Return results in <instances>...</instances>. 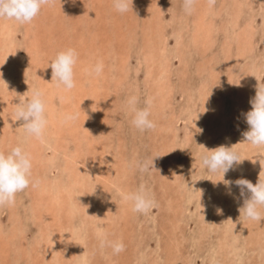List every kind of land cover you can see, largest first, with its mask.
<instances>
[{
  "label": "rangeland",
  "instance_id": "obj_1",
  "mask_svg": "<svg viewBox=\"0 0 264 264\" xmlns=\"http://www.w3.org/2000/svg\"><path fill=\"white\" fill-rule=\"evenodd\" d=\"M38 15L0 19V152L28 153L36 184L0 207V264H264V220L240 215L245 197L223 183L264 180V146L241 143L264 86V0H196L191 13L183 0H133L122 14L113 0H52ZM69 48L78 60L65 91L49 63ZM33 90L43 142L14 115ZM131 96L138 108L151 100L154 129L133 126ZM220 145L239 157L224 176L201 164ZM141 185L155 200L148 214L122 198Z\"/></svg>",
  "mask_w": 264,
  "mask_h": 264
},
{
  "label": "clouds",
  "instance_id": "obj_2",
  "mask_svg": "<svg viewBox=\"0 0 264 264\" xmlns=\"http://www.w3.org/2000/svg\"><path fill=\"white\" fill-rule=\"evenodd\" d=\"M51 2L52 0H0V19L14 20L21 24L31 23L40 13L42 5ZM132 3L133 0H113L114 8L121 14L129 10V5L132 8ZM195 3L196 0H183L184 10L191 13ZM207 3L211 8L214 7L216 0H207ZM76 63L77 53L71 48L58 52L50 61L52 80H55L57 87L65 91H70L75 87L74 66ZM103 67L102 63H97L88 70L89 75L99 76ZM0 81L3 80L0 79ZM137 103L136 96L129 97L127 101L130 110L134 113L133 126L141 132L154 129L156 125L149 119L151 100H145L146 106L143 108H138ZM250 104L251 110L245 115L248 130L243 133L244 141L241 143L251 144L254 147L264 146V86L257 87ZM14 107L16 121H23L24 132L43 142V134L48 121L45 116L42 93L39 90H33L30 99L19 101ZM77 118L78 114H68L63 117L62 122L67 123ZM200 131L202 132V129ZM231 149L232 147L228 148L225 145H220L213 150L205 149L210 154L201 156L202 166L211 173L220 172L224 176L233 169L234 164H238L239 157ZM137 167L142 173L149 171L147 162L138 163ZM151 167L153 168V160ZM31 170V157L20 146L11 148L7 153L0 152V207L13 204L17 193L24 191L30 185L36 186L31 179ZM223 183L228 187L234 183L240 189V196L245 197L242 207L238 209L240 215L258 223L264 220V215L260 211L264 208V180L258 179L255 185L244 178L234 182L223 180ZM199 192L202 195V190ZM122 198L126 202H131L132 211L136 213L148 214L156 206L150 190L144 185H141L135 192L122 193ZM96 231L102 237L101 247H103L106 242L103 238L104 229L102 226H97ZM108 243L114 254L124 251L125 246L122 241Z\"/></svg>",
  "mask_w": 264,
  "mask_h": 264
},
{
  "label": "bare ground",
  "instance_id": "obj_3",
  "mask_svg": "<svg viewBox=\"0 0 264 264\" xmlns=\"http://www.w3.org/2000/svg\"><path fill=\"white\" fill-rule=\"evenodd\" d=\"M45 9H48V8H45ZM45 15H46V14H45ZM88 15H89V13H88ZM38 16H39V15H38ZM89 18H90V17H89ZM89 18H88V19H89ZM88 21H89V20H88ZM85 22H86V20H85ZM89 22H90V21H89ZM32 23H33V22H32ZM11 24H12V23H11ZM98 26H99V25H98ZM35 29H36V28H35ZM154 29H155L154 27L151 28L152 33H155ZM37 30H38V29H37ZM0 31H1V33H2L3 35H5V34H4L5 32H3L4 29H1V28H0ZM43 32H44V31H43ZM6 33H7V32H6ZM7 34H8V33H7ZM5 36H6V35H5ZM44 36H45V35H44ZM52 37H53V36H52ZM54 39H55V38H54ZM26 44H27V43H26ZM45 45H46V44H45ZM63 47H64V46H63ZM60 48H61V46H60ZM40 49H41V48H40ZM60 50H61V49H60ZM6 52H7V51H6ZM83 52H84V51H83ZM157 52H158V51H157ZM157 52H156V53H157ZM14 53H15V52H14ZM154 53H155V52H154ZM14 56H15V55H14ZM153 56H154V55H153ZM155 56H158V54H155ZM12 57H13V56H12ZM12 57H11V58H12ZM92 57H93V56H92ZM13 58H14V57H13ZM13 58H12V59H13ZM14 60H15V59H14ZM49 60H50V59H49ZM77 60H78V59H77ZM33 63H34V62H33ZM12 64H13V63H12ZM39 66H40V65H39ZM38 68H39V67H38ZM75 69H76V68H75ZM161 70H162V69H161ZM19 71H20V70H19ZM47 71H48V70H47ZM34 73H35V72H34ZM43 74H44V73H43ZM40 77H41V76H40ZM86 77H87V76H86ZM116 77H117V76H116ZM49 81H50V80H49ZM51 81H52V80H51ZM39 86H40V85H39ZM40 88H41V87H40ZM46 88H47V87H46ZM46 88H45V89H46ZM47 89H48V88H47ZM53 91H54V90H53ZM43 92H44V91H43ZM49 94H50V93H49ZM59 94H60V93H59ZM81 94H82V93H81ZM47 96H48V95H47ZM155 96H157V95H155ZM11 105H13V104H10V106H11ZM153 106H154V105H153ZM8 107H9V106H8ZM216 111H217V110H216ZM51 119H52V118H51ZM52 120H53V119H52ZM31 153H32V152H31ZM104 154H105V153H104ZM105 209H106V208H105ZM64 210H65V209H64ZM37 212H38V211H37ZM38 213H39V212H38ZM42 214H43V213H42ZM42 214H41V216H42ZM43 215H44V214H43ZM43 221H44V220H43ZM96 221H97V220H96ZM90 225H91V224H90ZM47 241H48V240H47ZM69 241H70V240H69ZM43 245H44V244H43ZM69 255H70V254H69Z\"/></svg>",
  "mask_w": 264,
  "mask_h": 264
}]
</instances>
